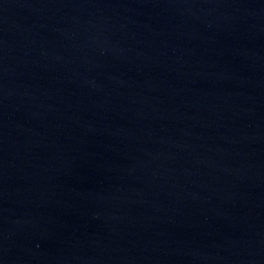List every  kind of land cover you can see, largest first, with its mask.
I'll use <instances>...</instances> for the list:
<instances>
[{
	"label": "water",
	"instance_id": "1",
	"mask_svg": "<svg viewBox=\"0 0 264 264\" xmlns=\"http://www.w3.org/2000/svg\"><path fill=\"white\" fill-rule=\"evenodd\" d=\"M0 264H264V0H0Z\"/></svg>",
	"mask_w": 264,
	"mask_h": 264
}]
</instances>
